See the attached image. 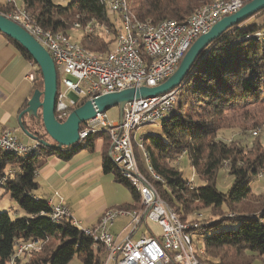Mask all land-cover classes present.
I'll use <instances>...</instances> for the list:
<instances>
[{"label":"trees","instance_id":"1","mask_svg":"<svg viewBox=\"0 0 264 264\" xmlns=\"http://www.w3.org/2000/svg\"><path fill=\"white\" fill-rule=\"evenodd\" d=\"M208 1L143 0L135 17L150 19L153 23L163 19L184 21ZM241 1L243 5L250 0ZM22 3L32 22L42 29L66 33L71 38L69 32L74 21H96L105 25L110 34L97 30L81 35L80 42L92 51L110 49L115 25L99 0H71L65 4L56 0H22ZM11 8L13 5L8 3L0 6V13ZM261 11L264 12V8L251 16ZM251 16L231 25L203 48L177 86L176 102L169 117L161 123L160 132L142 140L153 169L163 177V182L153 181L161 198L179 220L206 223L189 231L196 246H202L205 251L202 259L210 264H252L264 258V190L256 193L251 189V182L264 176V148L259 141L260 131L252 137L249 135V139L245 137L249 130L264 129V20L246 23ZM2 34L35 67L34 89H42V76L35 61L19 42ZM62 89L57 74V92ZM86 99L69 106L67 114ZM66 116L58 120L63 121ZM31 118L39 125L38 130L23 128L52 142L43 128L40 110L38 117ZM225 128L238 129L242 137L219 138V131ZM103 134L102 170L113 172L116 181L129 189L134 203L120 208L133 209L136 205L141 208L138 191L122 177L107 155L110 144L108 136ZM132 144L138 165L145 171L144 159L137 145ZM93 146L90 140L84 146L78 144L66 151L43 145L28 156L0 149L2 194H8L23 212L11 218L6 211H0V264H9L15 251V239H37L40 245L14 257L12 264H70L75 257L80 264L102 263L101 246L96 247L90 236L68 221L53 223L47 216L46 200L34 195L38 187L35 173L43 163V155L56 154L69 159L82 147L93 149ZM183 155L203 182L201 185L188 184L183 171L172 164ZM220 168H225L233 177L226 191L216 188V174ZM200 208H209L216 219L192 216Z\"/></svg>","mask_w":264,"mask_h":264},{"label":"built area","instance_id":"2","mask_svg":"<svg viewBox=\"0 0 264 264\" xmlns=\"http://www.w3.org/2000/svg\"><path fill=\"white\" fill-rule=\"evenodd\" d=\"M13 8L5 15L29 32L51 56L56 73L59 74L63 89L56 94V118L66 116L69 106L87 97L92 99L102 93L113 92L129 87L155 86L171 75L182 56L194 41L215 21L233 13L240 6V0H209L184 21L163 19L153 23L150 19L138 20L131 16L127 0H99L107 12H111V22L115 25V35L109 50L92 51L60 31L42 29L32 22L26 9L17 6L14 0H6ZM72 28L81 35H89L101 30L110 34L109 28L96 21H74ZM32 65V64H31ZM28 78L33 80L31 71ZM83 82L84 86L80 84ZM178 88L152 97L138 98L124 104L121 117L111 121L106 111H96L95 115L79 126V143H86L95 132L108 136L109 156L118 167L122 177L138 191L142 207L139 209L110 208L103 212L94 225H83L72 216L70 209L61 200L46 199L49 207L48 218L55 224L68 221L90 236L94 245L105 250L101 264H210L202 258L205 251L196 246L193 228L206 225L205 222L181 221L175 212L161 198L153 181L163 182L150 163V156L143 150L145 171L138 165L131 140V131L146 124H158L167 119L178 96ZM78 95L77 99L69 93ZM161 125V124H160ZM159 125V126H160ZM257 131L252 134L256 135ZM140 138L139 145H142ZM0 143L4 151L19 156L33 154L42 143L33 139L23 143L9 130H0ZM261 173L258 177H261ZM193 177L187 180L192 183ZM119 215H129V232H135L145 221H153L160 228L158 236L143 234L136 240L126 236L117 240L110 227ZM40 241L31 239L14 240V257L35 250Z\"/></svg>","mask_w":264,"mask_h":264},{"label":"crops","instance_id":"3","mask_svg":"<svg viewBox=\"0 0 264 264\" xmlns=\"http://www.w3.org/2000/svg\"><path fill=\"white\" fill-rule=\"evenodd\" d=\"M14 1L17 6H23L22 0H20V3L16 0ZM6 5V0H0V6ZM11 5L9 4V6ZM74 31L76 30L72 29L69 34L71 35ZM34 69L35 67L0 33V130H9L20 141L28 144L33 139L22 131L18 114L25 108V104H27L34 90L36 77ZM31 71L34 73L33 80L28 78V74ZM22 116L20 121L23 123L21 124L24 128H28L31 131L38 130L39 125L31 116L27 114ZM95 133H97L96 138L93 135L94 133L88 138L94 145L93 149L82 147L69 159H62L56 154L43 155L41 157L43 163L35 173L38 187L34 191V195L45 200L53 197L55 202L61 200L69 207L72 216L87 226L96 224L107 209L134 205L129 189L116 181L113 172H104L102 170L101 159L104 132ZM141 137L144 139L145 136ZM140 138L136 141L131 137V140L132 143L134 142L137 145V150L140 147L139 152L143 158L142 154L145 149L142 145H139ZM86 143L82 145L84 146ZM70 149L64 148L62 151ZM107 155L109 156V149L107 150ZM120 185L128 190L129 195L115 194L119 191ZM1 188L3 189L2 186ZM92 204L93 206H90L87 210L85 209ZM135 208L139 209L137 205ZM129 221V215H119L114 220L110 231L117 240H123L126 236L136 240L146 233L154 236L160 234L159 226L149 220H145L135 232L130 233L128 228ZM141 227L142 230L140 231ZM138 233H140L139 236L135 238ZM101 249L100 260L103 261L105 250L102 247Z\"/></svg>","mask_w":264,"mask_h":264},{"label":"water","instance_id":"4","mask_svg":"<svg viewBox=\"0 0 264 264\" xmlns=\"http://www.w3.org/2000/svg\"><path fill=\"white\" fill-rule=\"evenodd\" d=\"M264 8V0H250L233 13L227 14L215 21L205 32L198 35L190 44L174 72L164 81L155 86L129 87L121 90L102 93L92 99H86L81 105L73 108L63 121L55 116L57 94V73L48 51L23 27L0 13V32L13 38L29 53L38 66L42 76V89L35 88L28 99L26 107L18 114L22 131L31 139L39 140L45 147L58 150L72 148L79 143V126L85 120L93 117L96 111H106L116 106L119 117L126 102L138 98L152 97L166 93L183 82L185 76L203 48L217 38L225 29ZM69 97L77 99L78 95L70 92ZM40 118L47 136L52 142L38 138L24 129L20 118L23 114Z\"/></svg>","mask_w":264,"mask_h":264},{"label":"rangeland","instance_id":"5","mask_svg":"<svg viewBox=\"0 0 264 264\" xmlns=\"http://www.w3.org/2000/svg\"><path fill=\"white\" fill-rule=\"evenodd\" d=\"M18 3H20V0H16ZM71 0H56V2L61 3V4H65L67 2H69ZM143 2V0H127V4H128V8H129V13L130 15L133 17L137 14L139 7L141 5V3ZM241 2V6H242V1ZM109 16H112L111 12L108 11ZM264 20V12L261 11L258 12L257 14H255L254 16H251L246 23H261ZM72 30H70L71 32ZM256 34H259L256 33ZM72 38L75 41H79L80 42V37H81V33L79 31H74L71 34ZM81 87L84 86L83 82L80 84ZM107 115L109 117V119L111 121H116L119 117V112H118V108L116 106H113L111 108H109L108 110H106ZM161 121L158 124H146L143 126H140L136 129H133L131 131V137L133 138V140L135 139L136 141L139 140L140 136H147L150 134H158L160 132V125ZM253 131H260L261 134L259 136V141L261 142L263 148H264V129L262 130H249V132H247V135H245L246 138H251L252 137V132ZM259 132V133H260ZM94 137L96 138L97 133L93 134ZM251 135V137L249 136ZM92 136V135H91ZM219 138L222 139H227L230 140L232 138H239L242 137V135H240L239 130L232 128V129H222L219 131L218 133ZM109 141V140H108ZM85 142H83L84 144ZM140 149V147H139ZM173 165L179 167L182 171H183V177L185 180H189L191 177H193V185H201L203 182L197 178V176L194 174V171L192 169V167L190 166L188 159L186 157V155H183L182 158H180L178 160V162L174 161L172 162ZM233 180V177L231 175H229L226 171L225 168H220L217 171L216 174V188L220 191H226L229 186L231 185V182ZM191 183V184H192ZM119 191L115 194H125L129 195L128 190L120 185L119 186ZM251 189L253 190V192H260L264 190V176H262V178H259L253 182H251ZM3 189L0 187V211H6L11 218H15L17 216H20L23 214L22 210L18 207L17 203L15 200H13L12 198H10V196L8 194H2ZM95 204H97L95 202ZM90 206H87L85 209L87 210ZM192 216H198L199 219L204 218V219H209V220H214L216 219V217H214L213 213L211 212V210L209 208H200L197 211H195L194 214H192ZM143 227V226H142ZM142 227L139 229L140 231L142 230ZM140 233H138L136 235L135 238H137L139 236ZM70 264H80L79 261L77 260V258H73L72 261L70 262ZM252 264H264V258L261 259H256L255 261H253Z\"/></svg>","mask_w":264,"mask_h":264},{"label":"bare ground","instance_id":"6","mask_svg":"<svg viewBox=\"0 0 264 264\" xmlns=\"http://www.w3.org/2000/svg\"><path fill=\"white\" fill-rule=\"evenodd\" d=\"M0 149L4 151V145H2L1 143H0Z\"/></svg>","mask_w":264,"mask_h":264}]
</instances>
